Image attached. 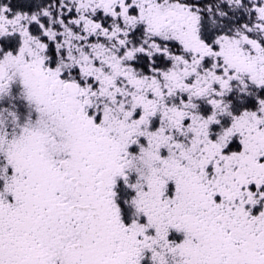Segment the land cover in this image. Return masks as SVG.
Returning a JSON list of instances; mask_svg holds the SVG:
<instances>
[{
	"label": "snow or ice",
	"instance_id": "snow-or-ice-1",
	"mask_svg": "<svg viewBox=\"0 0 264 264\" xmlns=\"http://www.w3.org/2000/svg\"><path fill=\"white\" fill-rule=\"evenodd\" d=\"M0 264H264V0H0Z\"/></svg>",
	"mask_w": 264,
	"mask_h": 264
}]
</instances>
